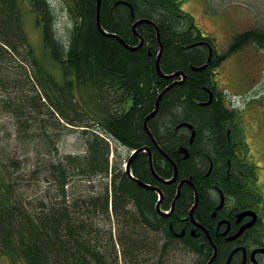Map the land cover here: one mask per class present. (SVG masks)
Here are the masks:
<instances>
[{"label":"trees","instance_id":"obj_1","mask_svg":"<svg viewBox=\"0 0 264 264\" xmlns=\"http://www.w3.org/2000/svg\"><path fill=\"white\" fill-rule=\"evenodd\" d=\"M20 1L0 0V101H6L21 131L35 126L33 142L47 145L54 160L41 170L50 183L48 204L40 202L31 209L23 201H13L15 195L9 188L0 187L2 249L22 257L27 264H184L183 255L191 252L197 255V264H208L214 250L208 245L207 253L201 249L200 241L174 236L170 230L174 218H163L156 210L157 193L128 178L123 164L130 157L111 161L112 143L117 149L125 148L129 156L132 150L150 143L143 121L152 114L161 92L174 80L160 77L156 69L161 50L157 26L164 47L161 69L166 75L183 71L187 81L162 97L156 118L149 122L150 131L164 150V156L154 151V167L159 177L171 178V158L179 168L180 179L193 177L197 186L202 181L207 187L199 189L195 216H207L213 205L207 196L208 187L223 179L222 159L228 153L223 122L240 112L226 106L222 94L212 105L200 107L198 101L208 100L201 87H215V73L225 61L246 45L264 41V31L237 34L224 53L215 51L207 68L197 72L193 67L202 68L207 63L208 49L191 45L216 42L199 30L192 14L183 10V0H128L135 9L132 16L128 6H115L116 0L102 1V29L130 47H138L141 42L133 30L137 21L150 20L155 24L137 26L145 41L137 51L126 49L118 39L98 29L97 0H82V4L60 0L63 9L68 5L70 10L66 11L74 19L64 33L56 30V13L47 0H25L51 54L49 63L61 77L58 80L56 76L53 82L25 32ZM26 114L31 120L23 119ZM184 121L197 125L200 132L192 155L186 160L178 154L182 133L177 128ZM70 127H79L80 131L73 133L83 141V154H60L59 136L71 131ZM45 152L40 150L41 154ZM204 152L218 157L219 170L208 178L204 177L208 167ZM19 163L12 166L19 170ZM132 173L142 183L158 184L147 154L137 156ZM79 181L91 183L95 194L80 188L76 194L69 192ZM160 187L166 190L167 200L174 199L177 184ZM195 200L192 189L185 187L177 204L178 213L187 216ZM169 207L167 204L163 209L167 211ZM205 219L209 225L214 224ZM228 249L219 242L212 264H226ZM234 259L231 264H238Z\"/></svg>","mask_w":264,"mask_h":264},{"label":"rangeland","instance_id":"obj_2","mask_svg":"<svg viewBox=\"0 0 264 264\" xmlns=\"http://www.w3.org/2000/svg\"><path fill=\"white\" fill-rule=\"evenodd\" d=\"M183 3V10L192 14L199 30L204 35L215 39L219 53H223L228 49L237 34H241L246 30L262 29L264 31V0H183ZM19 4L21 20L31 46L37 55L38 61L52 74V79L50 80L54 82L57 76L56 72L53 71L55 67L49 63L51 54L46 50L42 42L41 32L38 30L37 22L35 21V14L31 10L29 2L21 0ZM53 8L55 9L57 20L56 30L59 33L67 32L66 26L74 21L73 17L70 16V11L65 12L62 9L60 0H54ZM261 46H248L238 51L225 61L218 74L220 87L223 88L224 86L228 90L226 93L228 97L226 98L227 104L234 105L243 114V119L250 121L255 126L263 118V112L259 108L262 106L261 99L258 101L254 95H258L261 92L264 93V81L259 82L256 86V83L249 82V78H254L258 81L261 76L259 70H264V67H261L262 65L264 66V48ZM60 78L57 76L58 80ZM56 84L59 85L57 82ZM254 87L256 89L252 90ZM23 89L24 92H28L27 88ZM248 90L250 91L248 92ZM245 92L248 93L245 95ZM14 95L15 93L12 92V96ZM49 95H51V92ZM245 103L246 106L244 108ZM6 106V101H0V153L2 154L0 156V187L9 188L15 195L13 201H23L24 205H28L31 209L37 207L40 202L48 204L50 198L47 195V190L50 188V183L45 181L46 174L41 172V170L46 163L49 161L53 162L54 154L48 153L50 148L47 145L43 147L42 144L33 142L31 136L34 135L35 126H30V131H21L15 114L12 110L7 109ZM34 113L33 111L32 115ZM28 118L29 115L27 114L23 116L25 120ZM70 128L72 132L66 130L59 136L60 154L64 156L68 154H83V141L79 138V135L73 133V131L76 133L80 131L77 130L79 127ZM260 129L263 130L262 127ZM256 133L251 132L253 140H257L258 143L255 145V151L258 156L257 162L264 168V136L259 138L260 134ZM115 146L112 143L114 148V153L110 155L112 162L115 159L121 161L122 158L126 159V157H129V152L125 148L120 147L117 149ZM39 149L47 152L41 154ZM16 163H19V170H17L18 167L16 165L12 166V164ZM125 165L126 163L123 164V167ZM36 172L38 173L36 174ZM262 174L263 177L260 182L264 184V169H262ZM74 184L69 188V192L76 194L82 190L90 195L95 194L96 188L91 183L89 185V183L79 181ZM183 256L184 264L198 263V257L193 252L190 255L184 254Z\"/></svg>","mask_w":264,"mask_h":264},{"label":"flooded vegetation","instance_id":"obj_3","mask_svg":"<svg viewBox=\"0 0 264 264\" xmlns=\"http://www.w3.org/2000/svg\"><path fill=\"white\" fill-rule=\"evenodd\" d=\"M63 1L65 3V0ZM74 1L80 4L83 3L82 0H74ZM47 2L48 4L50 3V6H52V8L54 7V0H47ZM114 3L115 6H119V5L128 6L131 10V16H132V10L134 9V6L132 9L131 2H129L128 0H116ZM129 4L131 6H129ZM82 6H86V5H82ZM66 8L67 7H65L64 9L65 12H67ZM256 45H260V46L263 45L261 47L264 48V41L261 39L259 42L246 45V47L256 46ZM202 46L208 49L209 58L207 60V63L205 64L206 65L205 68L198 70L196 67H193L194 70L197 72L203 71L204 69L207 68L208 64H210L212 62V59L214 58L215 51H217L218 54H221L219 53L216 44L211 45L205 41L193 43L191 45V48L202 47ZM211 56L212 59L211 62H209ZM261 67L264 66L262 65ZM219 72L220 69L217 71V73H215V75H217L215 79L216 82L215 87H210V88L206 86L201 87V89L203 90L202 93L205 95L206 98H208V100L207 101L205 100V102L198 101L197 104H199L200 107L210 106L216 100H219L218 99L219 95L222 94L226 106L230 107V109H235L231 105H228L226 102L227 101L226 98H228L226 96V93L228 90L224 88L223 85H221L223 86V88L220 87L219 85L220 82L218 77ZM259 72L261 76L258 81L254 78L252 79L249 78V82L256 83V86L259 84V82L264 81V70H259ZM178 79L182 81L183 77H179ZM185 79L186 82L187 75H185ZM174 81L175 80H173V82ZM255 89L256 87L252 88V90ZM249 91L250 90H248V92ZM248 92H245V95ZM254 96L258 101L261 99L260 101L262 102V106L259 107L260 110L263 112V118H261L260 123H257V125L255 126L250 121L248 122L247 120L243 119V114L241 113L223 122V128L225 131V138L227 143L226 148L228 147L226 152L228 153H226L225 158L223 157L222 159V163H223L222 173L224 174L223 179H221L219 183L212 182L209 184L208 187L209 192L207 193V196L212 200L213 205H212V209L210 210L207 216L203 215L204 216L203 217L201 215L200 219L198 218L196 219L195 213L197 209L195 210L192 207L189 210L188 215L184 216L178 213L179 209L177 207L178 206L177 204L181 199L185 187H190L192 189L193 195L197 200L199 189L203 190L204 188L207 187L202 181L198 183L197 186L193 182V177L187 179L186 178L180 179L179 176L177 175L179 179L177 178L176 182L165 184V181L173 180L175 177L171 176V178L168 179L162 178L158 176L156 170H155L156 173L155 175L151 169L153 177H155L156 180L158 181L157 185L155 186L150 185L151 187L158 189V191L157 190L153 191L156 192L158 195L156 210H157V204L161 202L160 209L162 210L163 213L167 214L166 217L163 216L162 217L166 219L174 218V220H176V221L173 220L174 225L173 222L170 223V230L172 232L174 231L173 232L174 236L180 239H186L191 237L193 239L200 241L201 249L206 251L207 253H210V250H208V245H210V247L214 250V252L215 250H217V254H218L219 242H222L229 248L228 249L229 257L231 254L234 253L235 250H237V252L234 254L235 256L234 260L237 261L238 264H243L244 262H246V264H264V184L260 182L263 177L262 169L264 168L263 166L259 165L257 162L258 156H257V152L255 151V145L257 143V140L256 141L253 140L252 138L253 136L251 135V132L254 133L257 132L256 134L258 133L260 134L259 138L264 136V93L261 92L258 95H254ZM210 98H212L213 101L210 104H207ZM192 100L197 101L195 98ZM245 106L246 103L244 105V108ZM156 116L154 118H156ZM154 118H152V120ZM178 126L179 127L177 129L180 128L181 129L180 133H182V143L178 146V154L179 155L181 154L186 160L187 158L191 157L192 149L196 144V140L198 139L200 132L197 125H194L191 122L184 121ZM260 127H262L263 130H261ZM150 132L152 134V131ZM152 135L154 138L152 139V137L149 135L150 143H145L142 149H140L142 150V152L136 155L137 158V156L143 153L147 154L149 156V167H150L151 156H152V165L154 167L153 160H154L155 150H157L159 154L164 156V150L162 146L159 145L155 135L154 134ZM149 152L151 156L149 155ZM203 157L205 158L206 164H208L207 171L204 174V177L208 178L209 176H211L212 174L216 173L219 170L217 164L218 157L216 156L215 158V156L210 152L207 153L204 152ZM169 160L170 162L173 161L171 158ZM133 163L134 161L132 162V164ZM174 166L177 167V171L179 174V168L176 162H174ZM217 177L219 178L220 176ZM181 180L187 181V183H185L182 186L183 188L181 190V194L179 197L180 199H178L175 208L173 210V205L177 199L176 197L179 191V184L182 182ZM173 184L175 185L177 184L178 188L174 199L169 201V199L167 200L166 197L167 196L166 190L161 188L160 186L166 187L167 185H173ZM159 191L162 192V197ZM167 204H169L170 207L167 209V211H165L163 209V206L165 208ZM191 214L193 218L191 217ZM205 218H209V220L211 219L212 221H214V224L209 225L208 221ZM204 239L208 241L206 242ZM0 264H27V263L25 259H23L22 257H17V255H15L14 253L2 249L0 243Z\"/></svg>","mask_w":264,"mask_h":264},{"label":"water","instance_id":"obj_4","mask_svg":"<svg viewBox=\"0 0 264 264\" xmlns=\"http://www.w3.org/2000/svg\"><path fill=\"white\" fill-rule=\"evenodd\" d=\"M102 1H103V0H98V3H97V15H96V18H97V25H98V29H100V31L102 32V34H104V35H110V34H108L106 31H104V29H102V27H101V22H100V18H99V16H100V12H101V4H102ZM147 22L150 23V24H152L153 26H155V24H154L152 21H150V20H143V21L137 22V24H136V25L134 26V28H133V30H134V34H135L136 36H138L139 38H141V42H140V44L138 45V47H130L128 44H126V43L124 42L123 39H121V38L118 37L117 35H111V36L114 37V38H116V39H118V40L120 41V43H121L126 49H130V50H132V51H137L138 48H141V47L144 45V42H145L144 39L141 37V35L137 32V26H138L139 24H141V23H147ZM155 28H156L157 33H158V36H157V37H158V39H159L160 48H161V50H160V54L158 55V57H157V62H156V69H157V71H158L160 77H163L164 79H172V78H174V77H178V78H179V77H183V79H182V81H180V82L173 83L171 86L165 88V89L163 90V92H161L160 96L158 97V99H157V101H156V102H157V103H156V107H155V109L152 111V114L148 115V116L145 118V121H144V124H145V131H146L147 134H149V135L152 137V139H153L154 137H153V135H152L151 132H150L148 122H149L150 120H152V118H154V117L157 115L158 110H159L160 105H161L162 97H163L168 91H170L174 85H177V84H183V82H185V80H186V79H185V73H184L183 71H182V72L175 73V74H171V75H166V74H164L163 70L161 69V65H160L161 58H160V57H161V55H162V52H163L164 47H162V41H161V37H160V35H159L158 27L155 26ZM211 55H212V52H211ZM211 59H212V56L210 57L209 62H211ZM205 66H206V65H203V68H205ZM203 68H197V69H198V70H201V69H203ZM140 152H142V150H139V151L135 152V153L133 154V157H136V155L139 154ZM149 155L151 156L150 152H149ZM133 157H132V158H133ZM133 159H135V158H133ZM133 159H132L131 161H129L128 164L126 165V171H127V176H128V178L134 180V181H135V182H136L141 188H143V189L146 188V189H149V190H152V191H155V190L158 191V189H155V188L151 187L150 185H147V184H145V183H142L138 178H135L134 176H132V168H131V166H132ZM150 167H151L152 171L154 172V174L156 175V173H155V169H154V167H153V165H152V156H151V158H150ZM175 168L177 169L176 166H175ZM176 172H177V171H176ZM177 178H178V176H177V173H176V177H175L173 180L165 181V184H166V183L176 182V179H177ZM183 185H184L183 183H180V184H179V191H178V194H177V200L175 201V203H174V205H173V210H174V208H175V205H176L178 199H180L179 197H180V194H181V190H182V188H183V187H182ZM159 192H160V195H161V197H162V192H161V191H159ZM160 204H161V202H159V203L157 204V210L159 211V213H160L161 216L166 217L167 214H165V213L162 212V210L160 209ZM191 217L193 218L192 214H191ZM236 252H237V250L234 251L233 255H234ZM216 256H217V250H215L214 255L212 256V259L210 260V262H209L208 264H212V263L214 262V259L216 258ZM244 263H245V262H244Z\"/></svg>","mask_w":264,"mask_h":264},{"label":"bare ground","instance_id":"obj_5","mask_svg":"<svg viewBox=\"0 0 264 264\" xmlns=\"http://www.w3.org/2000/svg\"><path fill=\"white\" fill-rule=\"evenodd\" d=\"M54 9V8H53ZM140 21H143V20H139V21H137V22H140ZM137 24V23H136ZM135 24V25H136ZM141 24H143V23H141ZM134 25V26H135ZM140 25V24H139ZM111 36V35H110ZM112 37V36H111ZM178 73V72H177ZM175 74V73H174ZM176 78H178V77H174V78H172V79H165V80H175L174 82H172V84L173 83H177V82H180L179 80H177ZM171 84V85H172ZM170 85V86H171ZM177 85H179V84H177ZM174 86H176V85H174ZM173 86V87H174ZM213 101V99L212 98H210V100L208 101V103L207 104H210L211 102ZM144 129H145V126H144ZM130 158H129V161H131L133 158H136V157H133V151H132V153H131V155L129 156ZM133 157V158H132ZM133 161H134V159H133ZM172 163V166H174V162L172 161L171 162ZM177 171V169L175 168V166H174V173H173V177H176V173H177V175H178V171ZM179 179V178H178ZM181 183H183V184H185V183H187V181H182ZM197 193V192H196ZM177 198V197H176ZM177 200V199H176ZM198 201H199V197L197 198V200H196V202H195V204H194V206L192 207V208H194L195 210L197 209V204H198ZM213 227V226H212ZM214 255V254H213ZM233 258H234V255L233 254H231L230 255V257H229V261L226 263V264H231L232 263V261H233ZM212 259V258H211ZM243 264H246V262L245 263H243Z\"/></svg>","mask_w":264,"mask_h":264}]
</instances>
